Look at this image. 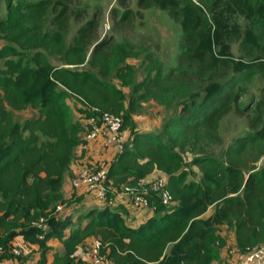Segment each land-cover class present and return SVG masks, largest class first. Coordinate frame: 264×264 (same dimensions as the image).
<instances>
[{"label":"trees","instance_id":"trees-1","mask_svg":"<svg viewBox=\"0 0 264 264\" xmlns=\"http://www.w3.org/2000/svg\"><path fill=\"white\" fill-rule=\"evenodd\" d=\"M76 1L7 0L0 19L7 42L0 44V260L17 256L11 248L24 241L38 262H47L53 250L51 264H88L79 250L96 236L112 264H213L230 240L227 230L240 250L264 242V164L241 161L248 144L264 140V98L253 114L252 105L241 103L245 85L264 74V0H138L140 9L166 10L181 25L167 84L159 73L134 81L130 65L115 69V43L100 36V13L88 19ZM117 1L127 8L123 21L140 12L128 7L131 0ZM50 9L56 29L46 31L38 21ZM73 20L80 26L67 42ZM114 71L121 85L107 77ZM123 85L131 86L129 95ZM71 94L87 116L93 108L121 115L122 129L138 102L152 96L168 102L162 127L133 130L108 176L111 187L137 188L163 171L171 203L148 193L150 206L143 209L149 211L133 224L126 220L127 203L110 202L112 190L104 201L91 191L66 196L65 177L84 128L71 120ZM27 108L37 114L16 118L15 111ZM234 110L249 116L250 129L220 155L197 152L208 143L206 133L216 137ZM185 151L195 152L190 162ZM193 166L201 172L197 179L188 178ZM52 238L64 247H53Z\"/></svg>","mask_w":264,"mask_h":264},{"label":"rangeland","instance_id":"rangeland-1","mask_svg":"<svg viewBox=\"0 0 264 264\" xmlns=\"http://www.w3.org/2000/svg\"><path fill=\"white\" fill-rule=\"evenodd\" d=\"M75 5L83 9H88V19L92 17L93 14L97 12L100 13L101 22L99 27V34L101 37H111L113 42L115 43V46L113 48L116 53L115 69H117L120 65H130L132 67L134 81L142 80L148 75L153 76L154 73H159L158 77L162 78L164 81L163 83L167 84V76L169 75L171 69L177 65L182 36V28L180 23L178 22V20L171 17L168 11L161 10L156 7H145L140 9L138 6V0H131L128 7L133 11L139 10L140 12L134 13L130 19L123 21L121 19L122 12L127 8L121 6L117 0H77ZM6 12L7 0H1L0 19L5 18ZM53 15L54 11L50 9L49 12H47L46 16L38 21H41L44 30L53 31L56 29L55 25L52 22ZM79 23L80 22L73 20L71 29L66 34L67 42L73 39L76 30L80 26ZM4 43L7 42L4 39L0 38V44ZM126 47L129 49H126ZM18 49L22 54L26 53L27 51L26 48L23 47H20ZM234 49L237 50L236 47ZM120 56L123 58L120 59ZM0 65H2L1 60ZM107 77L110 80H113V82L118 85L122 84V79L116 76L115 71L114 74L112 73ZM171 86L175 87V84L171 83L169 87L173 88ZM123 87L129 95L131 93V86L123 85ZM245 87L246 92L241 98V103L244 105H252L251 114H253L257 109L256 104L259 99L264 98V74L255 76L250 83L245 85ZM169 91H171V89ZM169 94L172 95V92H170ZM67 101L70 106L71 120L77 124H80V128H83L84 126V128L81 129V134L84 140V137L88 131V120L92 114L90 116H87L84 111L79 110L80 107L85 108V104L83 105V102H81L79 100V97H77L76 95L71 94L69 98H67ZM138 103V107L131 113V123H125V126L123 128L126 140L127 138L131 137L133 130H139L142 127L147 128L150 126H154L160 129L171 111V108L168 109V102H163L156 96H152L148 100H142ZM36 114L37 111L34 108L15 111L16 118H19L21 120ZM248 117L249 116L238 113L235 110L230 112L221 120L218 135L216 137H212L211 135L206 133L207 137L205 141H207L209 144L205 143L204 146H201L199 144L197 152L202 151L203 153H214L216 155H220L228 145L234 143L233 138L243 132L245 133L250 129ZM83 140L81 143L82 145L85 144V148H87L89 141L87 142ZM98 140L104 142L102 137H99ZM81 154L82 153L79 151V149L76 148L72 161V163L75 165V169H79L80 166L89 162L100 163L105 161L109 165L111 161H113L112 159H110L112 158L111 155H106L107 157H101L98 159L90 156V159L84 160L82 159ZM100 155L105 154L101 152ZM194 156L195 152L193 151L184 152V157L188 162H190ZM241 161L245 167H248L254 161L258 165L264 164V140L248 144L245 153L241 156ZM74 165L69 168V174L75 173L73 172ZM192 169L193 172L190 173L188 178H199L201 172L198 167L193 166ZM74 175L76 176V173ZM160 176L168 177L165 172L155 170L151 179H143V181H141L142 185H140L138 188H133L135 189V191H148L149 193L153 192L155 194V191L151 188V181ZM123 188L124 187L117 189V192L115 189H113L114 191L111 192V197L116 198V200L119 199V193H121ZM227 231L229 233L230 240L228 244H226L222 248L223 257L222 259L220 257L215 260L213 264H226L227 256L230 250L233 251L239 249L235 239L233 238L234 235H232L231 233L232 230ZM1 234L2 231L0 230V235ZM263 243L264 242L255 245L254 247H258ZM79 253H82L87 262L91 260V248L90 244L86 243V240L84 243H82ZM33 255L36 256L35 253ZM30 256H24V258L18 259V262L22 264V259L30 258ZM104 264H112V262L109 261Z\"/></svg>","mask_w":264,"mask_h":264},{"label":"built area","instance_id":"built-area-1","mask_svg":"<svg viewBox=\"0 0 264 264\" xmlns=\"http://www.w3.org/2000/svg\"><path fill=\"white\" fill-rule=\"evenodd\" d=\"M93 110L95 112L88 120V131L85 135V141L88 142L89 140L102 137L105 145H113L121 150L126 142V136L122 129L123 117L115 113L101 111L98 108H93ZM83 145L86 146L85 144ZM108 174L109 165L105 161L100 163H85L80 167L73 179V185L85 186L87 191L93 192L100 201H104L108 199L110 190L114 191L113 189H115L117 192L116 188L109 185L110 179ZM151 182L152 190L158 193L164 203H171L173 201V194L168 187V178L166 176L157 177ZM140 185H142L141 182ZM122 187L124 188L121 193H119V199L117 200H122L124 203L128 201V204L134 210H140L150 206L148 191H135V189L129 185H124ZM115 201L116 198H110L111 203ZM59 207L61 208L62 206ZM86 243L90 244L92 255L88 264H104L110 261L107 256L101 252L103 243L100 237L91 236L86 239ZM3 249V246L0 245V253ZM11 250L17 256H27L32 252L33 247L22 241L16 243ZM0 264H2L1 260ZM36 264L50 263H41L36 259ZM226 264H264V243L254 248L248 247L246 250H230Z\"/></svg>","mask_w":264,"mask_h":264},{"label":"crops","instance_id":"crops-1","mask_svg":"<svg viewBox=\"0 0 264 264\" xmlns=\"http://www.w3.org/2000/svg\"><path fill=\"white\" fill-rule=\"evenodd\" d=\"M85 147L86 146H84L82 144H80V145H78L76 147L82 153L81 157L84 160L90 159V156L93 157V158L98 159V158H101V157H107L106 155H108V156L111 155L112 158H110V159L114 160V158L118 154V152H117L118 149L116 147L111 146V145H105L102 141H100V140L96 141V139L95 140H90L89 143H88V147L87 148H85ZM101 152H103L105 155H100ZM72 165H74V164L72 163L71 166ZM79 169H75V165H74L73 172H75L77 174ZM153 173L148 175L144 180L151 179V177L153 176ZM74 174H69V173L66 174L65 182H64V192H65L66 196H70V195L73 194L76 197L82 196V195H86V196L89 197V195H87V189L85 188V186H74L73 185V178L75 176ZM118 201L124 203V201H122V200H118ZM126 203L128 205V209H129L125 213L126 220L128 222L136 224L141 219L146 217V214L149 211V209L134 210L131 206H129L128 201ZM17 240L19 241V239H17ZM50 244L53 247H56V248H59V249H62L64 247L63 242L59 238H52L50 240ZM222 254H223V250L221 251V259L223 257ZM21 258H24V256H22V257L15 256V257H12V258H4L2 260V264H20L18 262V259H21ZM53 260H54V251L52 250V251H50L48 253L47 262L51 264L53 262ZM22 262H23L22 264H36V256H34L32 254L30 256V258L22 259Z\"/></svg>","mask_w":264,"mask_h":264}]
</instances>
